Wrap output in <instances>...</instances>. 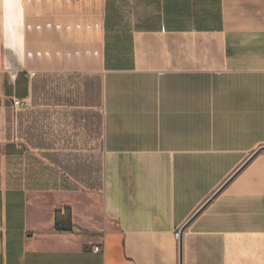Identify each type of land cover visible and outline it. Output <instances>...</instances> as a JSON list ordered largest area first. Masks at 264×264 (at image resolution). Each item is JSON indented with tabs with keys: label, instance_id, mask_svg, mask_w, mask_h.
Segmentation results:
<instances>
[{
	"label": "crops",
	"instance_id": "1",
	"mask_svg": "<svg viewBox=\"0 0 264 264\" xmlns=\"http://www.w3.org/2000/svg\"><path fill=\"white\" fill-rule=\"evenodd\" d=\"M32 70L53 144L98 117V203L30 184ZM206 201L182 264H264V0H0V264H180Z\"/></svg>",
	"mask_w": 264,
	"mask_h": 264
},
{
	"label": "rangeland",
	"instance_id": "2",
	"mask_svg": "<svg viewBox=\"0 0 264 264\" xmlns=\"http://www.w3.org/2000/svg\"><path fill=\"white\" fill-rule=\"evenodd\" d=\"M33 9L35 12L37 11L36 7ZM30 72V76L34 79L32 89L29 92L30 106L27 119L30 139L28 158L30 184L49 190H57L69 186L75 190H87L93 193L94 203H98L102 185L103 151L97 115L94 114L91 141L87 139L86 143L82 141L81 144H62V142L59 144L56 141L58 144H53L54 136L51 125H46L44 135L39 133L37 106L38 104L41 106L48 101L47 97L44 99L43 95H37L35 70ZM51 82L52 79L49 77V83L52 85ZM43 83H47L46 79H41V90H48ZM93 83L91 100L95 102L98 99V90L96 83ZM51 85L50 88H52ZM71 89L82 91L84 87L77 84L76 86H71ZM78 97H80L79 101L84 102L82 94L77 95V101ZM41 129H43L42 124ZM38 133L40 137L36 138ZM61 136L63 137L64 134L62 133ZM57 138L59 137L57 136ZM41 148H45V150L42 151Z\"/></svg>",
	"mask_w": 264,
	"mask_h": 264
},
{
	"label": "trees",
	"instance_id": "3",
	"mask_svg": "<svg viewBox=\"0 0 264 264\" xmlns=\"http://www.w3.org/2000/svg\"><path fill=\"white\" fill-rule=\"evenodd\" d=\"M35 0H26V6L28 9H31V5H33ZM35 24V17L30 13L26 17V26H27V31H26V41H27V62L30 67H36L38 64V59H37V51L38 49L44 50L45 46L43 44L38 45L37 44V39H36V33L33 29L32 26ZM56 228L58 229H70L71 228V223L70 221L64 222L63 226H59V222L56 221Z\"/></svg>",
	"mask_w": 264,
	"mask_h": 264
},
{
	"label": "built area",
	"instance_id": "4",
	"mask_svg": "<svg viewBox=\"0 0 264 264\" xmlns=\"http://www.w3.org/2000/svg\"><path fill=\"white\" fill-rule=\"evenodd\" d=\"M31 73V72H30ZM12 105L16 109H25L30 106V99H22V98H13L12 99ZM179 231V230H178ZM178 231L176 232V235L178 236ZM92 250L94 252H98L102 250V247L100 245L93 246Z\"/></svg>",
	"mask_w": 264,
	"mask_h": 264
},
{
	"label": "water",
	"instance_id": "5",
	"mask_svg": "<svg viewBox=\"0 0 264 264\" xmlns=\"http://www.w3.org/2000/svg\"><path fill=\"white\" fill-rule=\"evenodd\" d=\"M208 201H206L199 209H197L188 219L185 221V223L180 227L178 231V239H179V254H180V264H182V234L184 229L188 226V224L191 222V220L204 208V206L207 204Z\"/></svg>",
	"mask_w": 264,
	"mask_h": 264
}]
</instances>
